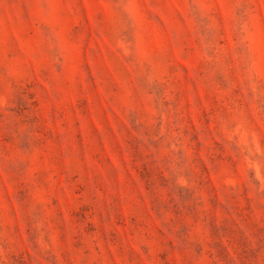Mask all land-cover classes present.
Returning a JSON list of instances; mask_svg holds the SVG:
<instances>
[{"label": "rangeland", "instance_id": "rangeland-1", "mask_svg": "<svg viewBox=\"0 0 264 264\" xmlns=\"http://www.w3.org/2000/svg\"><path fill=\"white\" fill-rule=\"evenodd\" d=\"M0 264H264V0H0Z\"/></svg>", "mask_w": 264, "mask_h": 264}]
</instances>
